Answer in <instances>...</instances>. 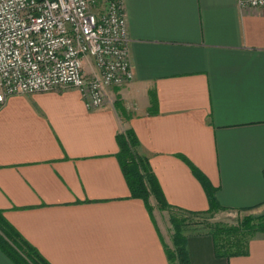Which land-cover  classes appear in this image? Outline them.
<instances>
[{
    "label": "crops",
    "instance_id": "1",
    "mask_svg": "<svg viewBox=\"0 0 264 264\" xmlns=\"http://www.w3.org/2000/svg\"><path fill=\"white\" fill-rule=\"evenodd\" d=\"M133 78L89 107L78 89L0 107V212L50 264H171L170 213L134 197L118 136L132 132L172 209L264 207V8L239 0H121ZM190 264H264V233ZM0 264H16L0 248Z\"/></svg>",
    "mask_w": 264,
    "mask_h": 264
},
{
    "label": "built area",
    "instance_id": "2",
    "mask_svg": "<svg viewBox=\"0 0 264 264\" xmlns=\"http://www.w3.org/2000/svg\"><path fill=\"white\" fill-rule=\"evenodd\" d=\"M132 78L121 0H0V107L14 95L70 89L98 107L107 88Z\"/></svg>",
    "mask_w": 264,
    "mask_h": 264
},
{
    "label": "trees",
    "instance_id": "3",
    "mask_svg": "<svg viewBox=\"0 0 264 264\" xmlns=\"http://www.w3.org/2000/svg\"><path fill=\"white\" fill-rule=\"evenodd\" d=\"M120 160L124 175L130 183L134 197L144 199L147 203L153 195L160 209H170V221L173 229L174 249L169 250L171 264H190L187 251L188 233L193 229L191 224L198 213H187L172 209L167 204L163 192L157 182L148 160L138 152L137 137L130 131L118 136ZM210 197V207L206 214L210 216L226 208L217 204L213 189L203 180ZM215 242L217 255L230 256L244 254L248 243L256 233H264V213L258 216L249 214L238 225H221L214 223L207 230ZM0 248L11 257L16 264H50L40 252L31 245L17 230L10 225L0 212Z\"/></svg>",
    "mask_w": 264,
    "mask_h": 264
},
{
    "label": "rangeland",
    "instance_id": "4",
    "mask_svg": "<svg viewBox=\"0 0 264 264\" xmlns=\"http://www.w3.org/2000/svg\"><path fill=\"white\" fill-rule=\"evenodd\" d=\"M105 2V0H100V5H102ZM87 72L90 71V69L86 68ZM107 92V90H106ZM107 94V93H106ZM171 216V210H168ZM264 213V207L260 208L258 210L254 211H228V210H221L216 212L214 215L210 216L209 214H200L193 218L191 227L193 229H200V230H207V228L210 225H213L214 223H220L221 225H238L242 222L243 218L249 214H252L253 216H258ZM170 221V219H169ZM171 224V221L169 222V225ZM171 226V235L173 240V229L172 224ZM257 234V233H256ZM174 246V245H173ZM174 249V247H173ZM171 249V250H173Z\"/></svg>",
    "mask_w": 264,
    "mask_h": 264
}]
</instances>
